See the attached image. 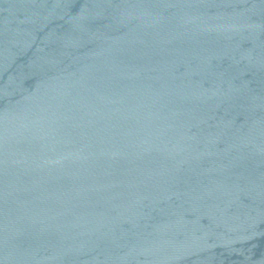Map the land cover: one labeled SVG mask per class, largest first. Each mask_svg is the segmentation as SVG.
<instances>
[{
    "label": "water",
    "instance_id": "95a60500",
    "mask_svg": "<svg viewBox=\"0 0 264 264\" xmlns=\"http://www.w3.org/2000/svg\"><path fill=\"white\" fill-rule=\"evenodd\" d=\"M0 264H264V0H0Z\"/></svg>",
    "mask_w": 264,
    "mask_h": 264
}]
</instances>
